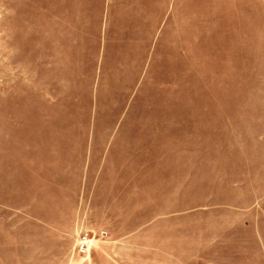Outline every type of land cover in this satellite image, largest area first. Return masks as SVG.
<instances>
[{"label": "rangeland", "instance_id": "obj_1", "mask_svg": "<svg viewBox=\"0 0 264 264\" xmlns=\"http://www.w3.org/2000/svg\"><path fill=\"white\" fill-rule=\"evenodd\" d=\"M0 264H264V0H0Z\"/></svg>", "mask_w": 264, "mask_h": 264}, {"label": "built area", "instance_id": "obj_2", "mask_svg": "<svg viewBox=\"0 0 264 264\" xmlns=\"http://www.w3.org/2000/svg\"><path fill=\"white\" fill-rule=\"evenodd\" d=\"M88 243V239L86 236H83L80 240V243L78 245V251L80 254L84 255L87 252V244Z\"/></svg>", "mask_w": 264, "mask_h": 264}]
</instances>
